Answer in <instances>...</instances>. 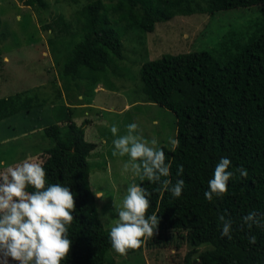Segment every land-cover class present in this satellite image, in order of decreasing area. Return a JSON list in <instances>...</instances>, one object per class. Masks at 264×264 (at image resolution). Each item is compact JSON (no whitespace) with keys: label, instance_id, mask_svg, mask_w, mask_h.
<instances>
[{"label":"trees","instance_id":"16d2710c","mask_svg":"<svg viewBox=\"0 0 264 264\" xmlns=\"http://www.w3.org/2000/svg\"><path fill=\"white\" fill-rule=\"evenodd\" d=\"M18 1L40 20L49 6L47 0ZM56 2H60L56 5L60 13L71 10V17L59 13L41 21L50 32L55 59H62L60 78L68 100L82 87V78L88 94L100 83L113 87L108 69L124 60L122 32L150 33L157 23L176 16L208 14L214 21L216 15L234 9L243 10L238 18L244 21L247 9L259 8L258 23L251 30L228 24L223 31L224 26L219 25L218 43L200 51L165 54L143 64L145 101L175 115L179 144L161 146L166 162L171 161L168 179L174 183L183 178L185 186L180 197H173L159 182L147 178L140 182L151 192L147 213L157 214L160 220L152 236L142 238V245L125 254L140 253L144 248L157 252L177 249L183 252L181 264H264V226L249 227L242 219L252 211L264 217V0ZM2 28L0 43L10 35ZM2 52L0 46V59ZM58 94L62 97L61 91ZM27 107L31 113L35 105L25 93L0 99V121ZM66 111L70 117L65 125H38L46 142L40 156L50 180L71 184L76 192L66 264H107L113 248L100 218L97 193L90 186L89 158L98 144L86 138L88 120L80 126L71 117L72 108L66 106ZM221 156H228L230 167H243L248 175L236 172L228 181V190L208 200L204 191ZM178 165H183L179 174ZM220 215L232 220L231 239L221 235ZM251 235L255 242L249 240Z\"/></svg>","mask_w":264,"mask_h":264},{"label":"rangeland","instance_id":"374dc122","mask_svg":"<svg viewBox=\"0 0 264 264\" xmlns=\"http://www.w3.org/2000/svg\"><path fill=\"white\" fill-rule=\"evenodd\" d=\"M56 1L47 0L49 6L45 10V18L40 14L41 20H51L59 15L57 6L60 2ZM65 3L68 9L70 5ZM242 11L234 9L218 14L214 21L208 14L176 16L167 22L157 23L150 33L137 29L126 34L122 32L124 60L113 63L108 69L113 87L108 89L100 83L88 94L82 78V87L74 90V97L68 100L60 78L62 59H55L57 54L52 52L50 32L43 29L42 21L29 7L18 0H0L3 25L0 30L2 28L10 33L8 39L0 43L3 51V58L0 59V99L25 93L35 105L31 113H27L30 109L27 107L0 121V161L4 162L0 164V171H4L7 164H14L25 157L43 162L41 147L45 149L46 142L43 128L38 130L39 123L42 126L54 123L65 125L67 116L70 117L66 106L71 107L72 119L80 126L88 120L85 123L86 137L98 144L89 158L90 186L95 193H102L97 203L100 218L108 230L109 222L118 218L112 209L122 199L126 186L142 181L139 176L124 169L123 164L129 159L127 155L121 157L113 153L110 126L116 123L119 135L127 131L128 123L135 121L139 126L137 131L149 141L156 138L160 147H170L168 137L176 138L175 115L162 106L145 101L141 90L143 64L165 54L200 51L205 46L218 43L219 39L215 36L219 35V25L224 26L223 31L228 24L237 25L238 30L253 29L260 16L259 8L247 9L244 21L238 18L242 16ZM61 13L71 17L72 11ZM60 91L62 97L58 94ZM40 106H43L42 111ZM182 254L177 249L157 252L144 248L140 253L127 255L111 249L107 264H181Z\"/></svg>","mask_w":264,"mask_h":264},{"label":"clouds","instance_id":"9594fccd","mask_svg":"<svg viewBox=\"0 0 264 264\" xmlns=\"http://www.w3.org/2000/svg\"><path fill=\"white\" fill-rule=\"evenodd\" d=\"M138 127L135 121L130 122L126 125L127 131L118 135L117 124L110 126L113 153L129 157L123 167L132 175L159 182L173 197H180L185 180L178 178L173 183L168 179L171 161L166 162L163 147L158 146L156 138L149 141L143 137ZM168 140L173 148L179 144L173 136ZM231 164L228 156L220 157L208 179L206 199L212 200L214 195L226 192L228 181L236 172L248 175L245 168L234 169ZM182 170L183 165H178V174ZM99 195L102 193L98 192ZM75 196L71 184L52 182L38 159L25 157L7 164L0 171V264H66L72 244L69 229L76 211ZM150 206L151 192L144 184L131 182L126 186L122 199L112 209L118 218L110 221L108 227V237L116 252L124 254L129 248L142 245V238L153 235L160 216L147 213ZM242 219L249 227L264 226V217L254 211ZM219 220L221 235L231 239L232 220L224 215ZM249 240L255 242L256 237L251 235Z\"/></svg>","mask_w":264,"mask_h":264}]
</instances>
